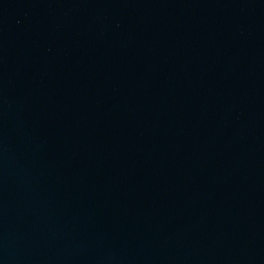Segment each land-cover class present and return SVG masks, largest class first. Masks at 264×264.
Instances as JSON below:
<instances>
[{
    "label": "water",
    "instance_id": "1",
    "mask_svg": "<svg viewBox=\"0 0 264 264\" xmlns=\"http://www.w3.org/2000/svg\"><path fill=\"white\" fill-rule=\"evenodd\" d=\"M0 264H264V0H0Z\"/></svg>",
    "mask_w": 264,
    "mask_h": 264
}]
</instances>
